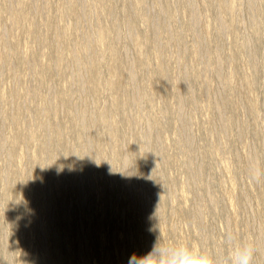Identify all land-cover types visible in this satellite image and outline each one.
Listing matches in <instances>:
<instances>
[{
	"label": "rangeland",
	"instance_id": "374dc122",
	"mask_svg": "<svg viewBox=\"0 0 264 264\" xmlns=\"http://www.w3.org/2000/svg\"><path fill=\"white\" fill-rule=\"evenodd\" d=\"M157 240L264 264V0H0V264Z\"/></svg>",
	"mask_w": 264,
	"mask_h": 264
},
{
	"label": "clouds",
	"instance_id": "9594fccd",
	"mask_svg": "<svg viewBox=\"0 0 264 264\" xmlns=\"http://www.w3.org/2000/svg\"><path fill=\"white\" fill-rule=\"evenodd\" d=\"M260 174L257 170L256 175ZM254 254L255 248L249 244L234 248L223 260L214 261L209 255L190 246H163L157 240L146 254L131 257L129 264H252Z\"/></svg>",
	"mask_w": 264,
	"mask_h": 264
},
{
	"label": "bare ground",
	"instance_id": "6f19581e",
	"mask_svg": "<svg viewBox=\"0 0 264 264\" xmlns=\"http://www.w3.org/2000/svg\"><path fill=\"white\" fill-rule=\"evenodd\" d=\"M67 8H68V6H66ZM102 11V10H101ZM103 13V12H102ZM18 18V17H17ZM20 20H21V18H20ZM88 35V34H87ZM90 36V35H89ZM88 39V38H87ZM85 40H86V36H85ZM90 41H91V39H90ZM86 44V43H85ZM87 46V45H86ZM89 48V47H88ZM89 119V118H88ZM93 121H94V119H93ZM92 121V122H93ZM251 162H253V161H251Z\"/></svg>",
	"mask_w": 264,
	"mask_h": 264
}]
</instances>
